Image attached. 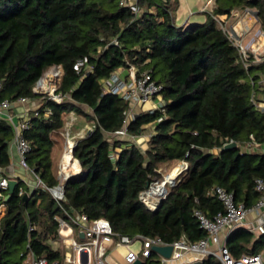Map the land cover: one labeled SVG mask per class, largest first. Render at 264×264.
<instances>
[{
    "label": "trees",
    "instance_id": "16d2710c",
    "mask_svg": "<svg viewBox=\"0 0 264 264\" xmlns=\"http://www.w3.org/2000/svg\"><path fill=\"white\" fill-rule=\"evenodd\" d=\"M176 2L137 0L141 11L136 13L130 0H0V99L42 97L34 91L39 77L55 64L63 69L57 85L63 100L42 97L25 131L31 144L27 162L47 185L59 181L54 152L70 115L78 116L73 130L88 124L74 147L82 172L66 182L62 205L42 185L31 187L17 177L0 217V264H24L30 252L70 264L55 242L56 217H65V210L106 217L121 234L194 241L206 235L195 210L209 217L224 211L215 188L234 192L247 206L259 199L255 181L264 177V111L251 97L257 88L252 79L264 73V62L245 66L211 12L204 22L178 25ZM247 6L257 10L264 30V0H214L212 12ZM85 57L88 62L78 71L75 64ZM129 63L152 70L163 85L165 104L140 111L128 123L134 136L154 125L145 151L116 135L131 104L102 85ZM14 137L13 126L0 116V167L11 164ZM231 141L238 146L225 148ZM182 160L188 169L159 207L149 209L140 193L164 176L163 167L169 170ZM21 187L29 198L19 194ZM227 244L237 258L259 253L264 234L240 228ZM142 259V264H161L156 251ZM201 264L220 262L208 256Z\"/></svg>",
    "mask_w": 264,
    "mask_h": 264
},
{
    "label": "built area",
    "instance_id": "2783aa9c",
    "mask_svg": "<svg viewBox=\"0 0 264 264\" xmlns=\"http://www.w3.org/2000/svg\"><path fill=\"white\" fill-rule=\"evenodd\" d=\"M130 6L136 13L141 11L137 0H130ZM207 8H209L208 6L205 9L211 12V15L238 48L241 61L245 66H250L251 63L264 62V30L259 29L248 39L258 22V14L255 8L247 6L244 10L233 9L230 13L221 15L212 12V6L210 9ZM232 16L239 17V22L228 27L227 20ZM115 42L118 43L116 39ZM87 62L88 58L86 57L80 59L75 64V68L79 71ZM62 75L61 65H53L39 77L34 86V91L42 97L48 96L61 102L64 97L57 92V85L61 81ZM252 84L257 88L251 99L257 108L264 111V73H261L258 79H252ZM102 85L104 92L119 95L131 104L124 127L116 132V135L122 139L134 136L128 131V123L136 115L133 111L134 105H144L151 102V107L146 110L154 111L165 104L162 94L163 85L153 78L152 70H140L133 63L119 67L109 77L102 80ZM29 99L31 98L0 99V116L7 119L15 130L14 143L19 156L18 164L20 168L35 177L36 182L32 187L42 185L62 205L63 201L66 200V182L70 177L77 176L82 172L80 162L74 155L77 138L72 137L67 131L65 149L58 172L59 181L55 185H47L27 162V154L31 150V144L25 136V131L29 129L30 122L28 119L15 120L12 112L17 103H26ZM67 153L71 154L70 161H66ZM188 167L189 162L182 160L165 173L161 179L152 181L140 193L141 201L149 209L156 210L162 200L167 197L169 189L177 184L180 176ZM11 179H17V177H11L5 168L0 167L1 216H3L2 211L7 207L6 195ZM21 179L29 184L26 179ZM255 185L260 192V197L251 206H247L243 201H238L234 192L222 187L215 188L214 193L222 201L224 211L209 217L202 210H195L200 226L206 231V235L198 240L191 241L186 236H182L169 242L161 236H149L141 233L134 236L121 234L114 230L108 218L91 219L87 213L73 209L72 211L65 210V217L62 215L56 217L59 223V236L55 242L62 244L65 249V260L70 264H133L138 259L149 257L153 251H156L155 246L164 245H172L173 250L169 257L156 251L161 256V264H191L208 256L217 258L220 264H264V251L243 254L237 258L232 254L227 244L230 235L240 228L248 229L256 235L264 234V177H258ZM19 194H25L22 187ZM33 228L34 226L30 225V229ZM138 239L142 241V246L139 250H135L132 248V244ZM120 245L126 247L123 259L116 258L112 253V247ZM24 264L60 263L58 260L50 262L46 257H37L33 252H30Z\"/></svg>",
    "mask_w": 264,
    "mask_h": 264
},
{
    "label": "crops",
    "instance_id": "0c3cea01",
    "mask_svg": "<svg viewBox=\"0 0 264 264\" xmlns=\"http://www.w3.org/2000/svg\"><path fill=\"white\" fill-rule=\"evenodd\" d=\"M213 3H214V0H210L209 3L206 5L209 7L207 9H210L211 6L213 8ZM206 6H202V9H201V12H204L205 15H203L202 13H199V14L193 13L192 15H190L189 20L191 21V23L204 22L206 20V18H207L206 13L209 12L208 10L205 9ZM182 19L183 20H180V22L177 20L178 25L187 24V20H185V18H182ZM42 104H43V98L42 97L31 98L26 103H17L12 109V112L14 114V119L15 120H22V119L29 118L30 114L32 112H36ZM151 105H152L151 102H148L144 105L136 104L133 106V111L135 114H137L142 110L148 109L149 107H151ZM72 114H74V113H72ZM72 114L70 115L66 125H68L71 122V120H74V122H75L78 119V116L76 114L74 116ZM71 117H72V119H71ZM87 128H88V124H86V126H84L80 130H78V129L73 130L72 129V131L70 130V135L72 137L78 138L79 136L83 135L86 132ZM154 132H155V127H154V125L151 124V125H148L146 127V129L144 130V132L142 134L136 135V136H128L125 139L130 141V142L136 143L143 151H145L148 148V141ZM57 148L61 149V151H62L63 146H62V148H60V146ZM119 148H121V147H119ZM253 148H256V146H253ZM262 149L264 150V145H263ZM10 154H11V164L7 168H5L6 172L13 178L21 177V178L26 179V181L32 187L36 182L35 177L33 175H31L28 171L19 167V164H18L19 156H18L16 144L14 143V141L12 142V144L10 146ZM61 154H62V152H61ZM60 157H61V155H60ZM60 157H59V159H60ZM165 169H166V167H165ZM6 211H7V207L2 211V214L4 215L6 213ZM0 217H2V216L0 215ZM81 237H83V236L81 235ZM112 250H113L112 253L115 256L116 247L113 246ZM262 251H264V250H262ZM158 258L161 262V256L159 254H158ZM121 259H123V256L121 257ZM202 261H203V259L200 261H197L195 263H191V264H198V262H199V264H201Z\"/></svg>",
    "mask_w": 264,
    "mask_h": 264
},
{
    "label": "rangeland",
    "instance_id": "374dc122",
    "mask_svg": "<svg viewBox=\"0 0 264 264\" xmlns=\"http://www.w3.org/2000/svg\"><path fill=\"white\" fill-rule=\"evenodd\" d=\"M209 1L210 0H177L176 7L173 8L176 23L178 24V21L180 22V20H183L182 18H185V20H187V23H191V21L189 20V17L193 13H198V14L202 13L203 15H205L204 12H201V9H202V6H206L209 3ZM238 22H239V17L232 16L231 18H229L227 20V26L228 27L234 26V25L238 24ZM259 29H261V28H260L259 22H257L255 27L253 28L252 34L250 36H248V39H250V37L252 35H254L257 31H259ZM72 115L74 116L75 113ZM71 119H72V117H71ZM74 123H75L74 120H71V122L65 126L66 128L64 130V135H63V138L61 139V146H60V148H62V146H63L62 151H61V149L56 148V150L54 152L55 157H57V160H59L58 170L60 167L61 157H62V154H63L64 149H65V142H66V136H67L66 133H67V131H69V132H70V130L72 131ZM61 152H62V154H61ZM60 155H61V157H60ZM59 157H60V159H59ZM66 159H67V156H66ZM172 168H170L168 170V168L165 169V167H163V172L167 173ZM141 246H142V241L140 239H138L135 243L132 244V248L135 250H139L141 248ZM125 252H126L125 246H122V245L117 246L115 257L118 259H121V257L124 255Z\"/></svg>",
    "mask_w": 264,
    "mask_h": 264
},
{
    "label": "water",
    "instance_id": "95a60500",
    "mask_svg": "<svg viewBox=\"0 0 264 264\" xmlns=\"http://www.w3.org/2000/svg\"><path fill=\"white\" fill-rule=\"evenodd\" d=\"M89 132H92V129H90ZM237 146H238L237 141H231L230 143H227V144L225 145V148H229V147H237ZM17 184H18V180H17V179H11V180H10L9 190H8L7 195H6V201H8L9 198H10V197L12 196V194L14 193V191H15V187H16ZM23 198H24V199L29 198V193H25ZM154 249H155L157 252H159V253H161V254H163V255L169 257V256L171 255V253H172L173 247H172V245H164V246H155ZM142 262H143L142 259H138V260L135 261L133 264H142ZM198 264H199V262H198Z\"/></svg>",
    "mask_w": 264,
    "mask_h": 264
},
{
    "label": "bare ground",
    "instance_id": "6f19581e",
    "mask_svg": "<svg viewBox=\"0 0 264 264\" xmlns=\"http://www.w3.org/2000/svg\"><path fill=\"white\" fill-rule=\"evenodd\" d=\"M246 20H248V19H246ZM66 156H67V159H66V161H70L71 154H70V153H67V154H66ZM65 158H66V157H65Z\"/></svg>",
    "mask_w": 264,
    "mask_h": 264
}]
</instances>
